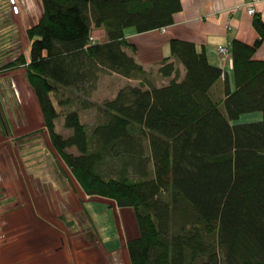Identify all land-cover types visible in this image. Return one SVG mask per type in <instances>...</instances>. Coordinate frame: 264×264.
<instances>
[{
  "label": "trees",
  "instance_id": "16d2710c",
  "mask_svg": "<svg viewBox=\"0 0 264 264\" xmlns=\"http://www.w3.org/2000/svg\"><path fill=\"white\" fill-rule=\"evenodd\" d=\"M39 1L41 15L25 30L28 55L0 57V71L23 67L50 145L82 192L132 208L138 234L125 241L129 264H264V60L254 58L264 43L260 15H253L252 44L229 42L232 88L203 50L174 38L157 69L169 79L145 85L124 30L170 25L179 0ZM92 27H102L105 40L89 39ZM8 31L4 56L16 47ZM110 72L139 84L97 105L100 119L88 129L79 109L95 105L90 93ZM3 111L0 100L5 135ZM253 111L261 119L233 122ZM59 115L66 136L56 129Z\"/></svg>",
  "mask_w": 264,
  "mask_h": 264
},
{
  "label": "rangeland",
  "instance_id": "374dc122",
  "mask_svg": "<svg viewBox=\"0 0 264 264\" xmlns=\"http://www.w3.org/2000/svg\"><path fill=\"white\" fill-rule=\"evenodd\" d=\"M7 1L10 7L0 9V31L2 34L9 29L11 38H16L10 46L16 47L10 56L0 54L4 61L28 52L25 30L36 22L40 12L37 0L33 2V15L24 14L20 7L25 5L16 0L15 13ZM23 72V67L0 71L4 89L0 100L12 129L5 135L0 132V264H129L125 241L138 234L132 208L116 209L108 199L99 197L84 203L82 189L50 145ZM98 79L89 96L95 105L79 109L81 121L88 129L100 119L97 105L111 99L123 82L112 73H100ZM150 80L162 84L153 76ZM57 109L61 112L60 107ZM261 117V112L253 111L241 114L233 122ZM62 122L59 115L56 129L66 136L69 130L63 128ZM67 151L77 153L74 147ZM102 247L116 250L108 253Z\"/></svg>",
  "mask_w": 264,
  "mask_h": 264
},
{
  "label": "crops",
  "instance_id": "0c3cea01",
  "mask_svg": "<svg viewBox=\"0 0 264 264\" xmlns=\"http://www.w3.org/2000/svg\"><path fill=\"white\" fill-rule=\"evenodd\" d=\"M34 1L35 0H16V2L21 3L22 6L23 4L25 5L22 8L19 6L21 11L24 12V14L30 13L31 15H33L32 8ZM179 3L180 9L173 13L172 23L166 27L141 33L135 32L133 27H128L124 30L125 38L134 46V52H131L129 49H126V52L129 55L132 54L146 72L145 85L148 83L154 84L150 80L152 76L153 79L161 83H165L169 79L161 77L157 73V69L162 60L170 55L169 40L174 38L192 42L197 50H203L207 60L211 64L221 68L224 77H226L225 81L231 88L229 76H232V70L228 48L229 42L231 39H237L247 44H252L257 39L258 35L252 25L254 14H248L247 8L252 6L255 10L254 13H258L264 21V0H179ZM36 4H38L40 8L38 20L41 15L39 0H37ZM36 4L34 8H36ZM7 5V0H0V9H4ZM9 7L8 5V8ZM24 8L26 11H24ZM91 35L95 41H102L106 38L105 31L102 27H92ZM218 46H226L228 48V54L220 55L217 52ZM24 55L27 56L28 52L26 54L24 53ZM254 58L264 60V43L256 49ZM174 65L178 70V78L183 77L184 69L182 64L175 60ZM110 73L123 79V82L117 87L116 91L125 84L136 85L139 84L140 81L137 79H127L113 72ZM98 78L97 81L99 80ZM223 84L224 80L220 81L218 93L222 92ZM115 93H113V96ZM12 94L13 92L11 90L10 95ZM12 98L14 100V95ZM83 196H85L84 203L92 197H97L87 196L84 193ZM99 198L108 199L103 197ZM108 200L111 205L119 209L114 201L111 199ZM86 219L88 220L87 215ZM15 238L17 239L18 237L16 236ZM115 250V247H113L109 249V251L104 250V252L110 253Z\"/></svg>",
  "mask_w": 264,
  "mask_h": 264
},
{
  "label": "built area",
  "instance_id": "2783aa9c",
  "mask_svg": "<svg viewBox=\"0 0 264 264\" xmlns=\"http://www.w3.org/2000/svg\"><path fill=\"white\" fill-rule=\"evenodd\" d=\"M9 3L11 5V9L17 13V7H16V4H15V0H9ZM247 12L248 14H254L255 10L252 6H249L247 8ZM89 39H93L92 36H90ZM217 52L220 54V55H227L228 54V48L226 46H218L217 47Z\"/></svg>",
  "mask_w": 264,
  "mask_h": 264
}]
</instances>
